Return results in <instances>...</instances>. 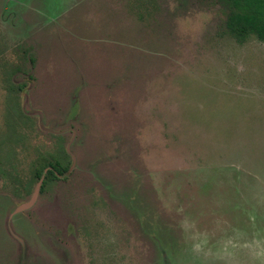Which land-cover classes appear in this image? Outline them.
I'll return each instance as SVG.
<instances>
[{
  "label": "rangeland",
  "instance_id": "rangeland-1",
  "mask_svg": "<svg viewBox=\"0 0 264 264\" xmlns=\"http://www.w3.org/2000/svg\"><path fill=\"white\" fill-rule=\"evenodd\" d=\"M224 23L213 0H0V264H264V43Z\"/></svg>",
  "mask_w": 264,
  "mask_h": 264
},
{
  "label": "trees",
  "instance_id": "trees-1",
  "mask_svg": "<svg viewBox=\"0 0 264 264\" xmlns=\"http://www.w3.org/2000/svg\"><path fill=\"white\" fill-rule=\"evenodd\" d=\"M213 1L219 2L225 8V29L235 41L244 43L249 38L255 37L264 43V0ZM65 156L69 158L70 154L67 153ZM69 166H71V162L65 167H59V164L55 162L47 163L39 167L32 178L34 179L36 176V180L39 181L44 175L43 184L45 185L48 181L59 180L60 176L67 173Z\"/></svg>",
  "mask_w": 264,
  "mask_h": 264
},
{
  "label": "water",
  "instance_id": "water-1",
  "mask_svg": "<svg viewBox=\"0 0 264 264\" xmlns=\"http://www.w3.org/2000/svg\"><path fill=\"white\" fill-rule=\"evenodd\" d=\"M72 165H74V159H73V164ZM71 168L68 170V172L71 170ZM68 172L66 174H68ZM66 174H64L63 176H60V177H64ZM43 180H44V175L40 178V180L38 182V185H37V187H36V189H35L32 197H31V199L27 203H24V204L20 205L19 207H17V209L15 210L16 213H20V212H22L24 210H27V209L31 208L35 204V202L37 200V197H38V194H39L40 186L43 183ZM9 219H10V216L7 219V225L6 226H7V229L8 230H11V229H9V227H10V221H9ZM14 238L17 240L18 243H20V244L22 243L21 240L17 239L16 237H14Z\"/></svg>",
  "mask_w": 264,
  "mask_h": 264
},
{
  "label": "flooded vegetation",
  "instance_id": "flooded-vegetation-1",
  "mask_svg": "<svg viewBox=\"0 0 264 264\" xmlns=\"http://www.w3.org/2000/svg\"><path fill=\"white\" fill-rule=\"evenodd\" d=\"M215 2H217V1H215ZM217 3H219V2H217ZM219 4H220V3H219ZM220 5H221V4H220ZM222 9L224 10V14H225V11H226L225 8L222 7ZM224 18H225V17H224Z\"/></svg>",
  "mask_w": 264,
  "mask_h": 264
}]
</instances>
